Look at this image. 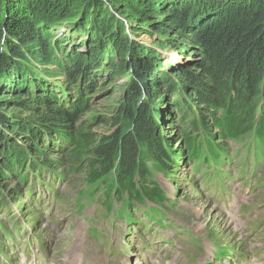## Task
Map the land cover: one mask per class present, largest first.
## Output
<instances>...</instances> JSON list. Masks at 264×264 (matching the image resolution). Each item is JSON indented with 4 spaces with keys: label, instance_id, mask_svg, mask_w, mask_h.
Wrapping results in <instances>:
<instances>
[{
    "label": "trees",
    "instance_id": "1",
    "mask_svg": "<svg viewBox=\"0 0 264 264\" xmlns=\"http://www.w3.org/2000/svg\"><path fill=\"white\" fill-rule=\"evenodd\" d=\"M162 9L179 33H190L188 46L165 38L163 25L148 23ZM117 16L134 24L132 33L161 34L167 42L158 44L173 47L172 53L193 50L199 72L181 68L170 79L160 71L159 53L132 40ZM62 28L70 36L55 38ZM79 46L87 54L77 53ZM117 51L129 84L104 121L107 133L92 131L99 118L75 126L104 61ZM5 88L12 89L18 107ZM5 100L10 102L3 111L0 106V211L7 204L4 181L19 176L20 187L8 190L16 195L28 184L25 168L42 172L46 160L31 157L39 155V146L67 156V170L84 174L92 194H101L104 202L128 195L163 207L151 165L169 168L178 154L195 164L217 165L229 144L238 143L249 149L253 142L251 148L264 156V0H0V105ZM23 106L36 115L16 116ZM163 123L176 128L177 151Z\"/></svg>",
    "mask_w": 264,
    "mask_h": 264
},
{
    "label": "rangeland",
    "instance_id": "2",
    "mask_svg": "<svg viewBox=\"0 0 264 264\" xmlns=\"http://www.w3.org/2000/svg\"><path fill=\"white\" fill-rule=\"evenodd\" d=\"M111 11L119 14L116 7ZM166 15L168 13L162 9L147 16V21L152 26L163 25L165 38L188 46L190 33H179L174 22L168 16L163 17ZM118 18L132 40L139 43L142 41L159 53L157 63H164L160 71L166 72L170 79H174V72L181 68L199 72L193 68L199 59L193 50H186L185 47L181 54L172 53L173 47L166 44L167 48H164L158 44L161 41L164 44L167 42L165 38H160L161 34L141 29L133 30L134 35L131 32L134 24ZM62 35L70 36L69 31L62 28L55 33V38ZM80 51L87 54L83 46H79L77 53ZM118 53L117 51L112 54L109 63L104 61L105 70L99 73V81H94L95 86L90 90L91 102L88 109L79 116V122L75 126L89 125L90 121L99 118L101 124H92V131L98 134L107 133L109 128L104 121L115 112L129 84L124 56L119 58ZM6 87L9 89V86ZM5 90L11 105L18 107V102L12 101L13 95L9 93L12 89L8 92L6 88ZM10 101L5 100L0 105L1 111L6 109ZM158 103L154 105L158 106ZM23 107L16 108V116L28 118L36 115L31 108ZM168 107L162 108L164 114L169 112ZM8 110L11 112L12 109ZM168 124H162L164 132L171 137L177 151V130L175 127H168ZM253 146L254 143L251 142L249 148ZM26 148L27 145L22 147L24 150ZM246 149L247 143L230 144L224 160L216 166L220 172L219 186L225 192L222 197L209 191L214 188L204 184L206 176L202 177L203 173L199 171L194 172L193 166L185 163L183 154L180 160L181 154L173 155V160L178 164L169 168H151L153 181L160 187L167 201L161 210L166 216L168 228L162 232L165 241L147 252L146 249L133 248V245H130L133 249L127 248L121 237L122 231L132 228L136 244L137 234L144 225L155 226L148 220L144 224L141 216H137L135 220L142 224L132 226H127L121 217L115 219L124 206L123 201L126 205L133 206L127 200L128 196L125 195L122 201L112 200L109 204L104 202L101 194L89 195L91 190L84 181V174L70 173L67 170V156L56 154L55 147L48 150L39 146L41 152L39 155H32V160L36 163L46 160L43 161L45 164L42 168L50 173H44L42 179L35 176V171L31 168H25L29 170L24 174L35 183L29 185V188L32 185V194L27 195L26 188L18 190L16 195L8 193L14 186L20 187L19 176L4 181L5 185H2L8 190L2 191L7 204L3 210L5 212L0 214V248L3 246L2 250L6 255L0 250V264H63L65 261L62 256H65L67 248L70 250L72 246L80 247L82 240L72 242L78 234L88 246L93 247L92 251L85 252L78 259V264H264V166L260 167L245 152ZM57 164L60 166L54 167ZM247 178H250L248 184ZM108 205L113 206L109 216L106 210ZM146 205L152 207L151 204ZM111 221L116 228L111 226ZM15 223L18 226L16 231ZM152 232L159 230L156 228ZM8 233L19 235L15 237L13 247H9L11 238H4ZM206 260L211 262L206 263Z\"/></svg>",
    "mask_w": 264,
    "mask_h": 264
},
{
    "label": "bare ground",
    "instance_id": "3",
    "mask_svg": "<svg viewBox=\"0 0 264 264\" xmlns=\"http://www.w3.org/2000/svg\"><path fill=\"white\" fill-rule=\"evenodd\" d=\"M28 150V149H27ZM141 198L140 197H134L133 200L137 203ZM202 211V210H200ZM3 212L5 211H0L1 214H3ZM202 214L204 213V211L201 212ZM204 216V215H203ZM200 217V215H199ZM205 218V217H204ZM215 219V218H214ZM227 222L230 223V221L227 220ZM150 226V225H149ZM162 232L163 231H159V232H152L151 233V238L150 241L153 242L156 246L161 245V243H163L165 240L163 239L162 236ZM74 240H82L80 247H71L70 250L69 248H67L65 256L63 257V260L65 261L63 264H78V259L83 256L85 254V252L88 251H92L93 247L92 246H88L86 244V241L84 239H82L80 237V235H76L73 239L72 242H74ZM133 249V248H130ZM69 250V251H68ZM42 251V250H41ZM51 264H56L55 262H51Z\"/></svg>",
    "mask_w": 264,
    "mask_h": 264
}]
</instances>
